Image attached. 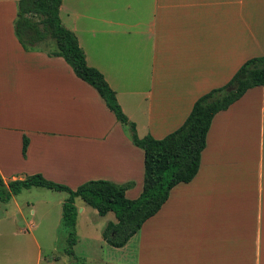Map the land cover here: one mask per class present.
Instances as JSON below:
<instances>
[{
	"label": "crops",
	"instance_id": "0c3cea01",
	"mask_svg": "<svg viewBox=\"0 0 264 264\" xmlns=\"http://www.w3.org/2000/svg\"><path fill=\"white\" fill-rule=\"evenodd\" d=\"M18 1L0 0V175L9 182L42 174L72 189L97 179L132 181L126 195L138 198L145 151L64 57L23 47L14 28ZM84 1L80 11L76 2ZM124 1L63 0L60 17L140 137L161 139L177 130L199 97L264 55V0H127L125 10ZM87 6L102 15L100 33L114 40L92 39L96 31L85 25L83 42L78 18ZM110 11L113 20L105 18ZM63 14L76 17L75 26ZM61 222L64 228L63 211ZM33 237L36 264H79L71 255L44 256ZM115 248L123 253L119 264H264V85L214 117L196 177L174 186L158 213Z\"/></svg>",
	"mask_w": 264,
	"mask_h": 264
},
{
	"label": "trees",
	"instance_id": "16d2710c",
	"mask_svg": "<svg viewBox=\"0 0 264 264\" xmlns=\"http://www.w3.org/2000/svg\"><path fill=\"white\" fill-rule=\"evenodd\" d=\"M63 0H19L15 34L27 51L42 50L50 56H61L76 75L96 88L118 121L128 129L132 142L145 151V178L138 198L131 199L126 191L134 182L115 183L110 180H90L76 189L48 180L42 174L6 182L0 175V200L9 201L25 189L43 187L68 193L63 203V226L69 232L68 255H74L77 243V200L98 211L102 216L113 212L117 222L110 221L103 232L109 245L125 246L130 238L154 216L168 200L179 183L192 181L199 172L202 152L214 117L228 109L250 88L264 85V55L247 60L224 86L214 88L199 97L186 121L164 138L152 135L140 137L136 124L124 112L116 91L104 74L90 66L77 35L68 29L60 17ZM53 41L55 45H53ZM233 87L228 92L227 89ZM29 144L25 136L23 153Z\"/></svg>",
	"mask_w": 264,
	"mask_h": 264
},
{
	"label": "rangeland",
	"instance_id": "374dc122",
	"mask_svg": "<svg viewBox=\"0 0 264 264\" xmlns=\"http://www.w3.org/2000/svg\"><path fill=\"white\" fill-rule=\"evenodd\" d=\"M126 1L121 5L123 9L127 7V2L130 3V1ZM85 2H76V8L81 11V7L85 5ZM82 14L84 17H79L78 21H80V25L83 24V26L79 25V34L83 42L85 39L83 36L85 25H90L96 31L92 39L111 38V40H114V36L106 38L104 34L100 33V26L103 25L102 15L98 14L96 7L87 6L82 9ZM141 15L145 17L144 25L140 29L145 31L148 13ZM106 16L107 19H115V14L112 11ZM63 17L65 24L75 26L73 21H77L76 17L65 18L64 14ZM121 17L123 20L126 18L128 22L127 15L124 14ZM53 45H55L54 41ZM65 196L67 197L68 193L43 187L23 190L17 196V199L19 205L22 206V215L26 221L17 212L15 200H0V262L9 257L12 264H19L20 261L24 264H36L38 246L33 235L36 236L43 248L44 256L48 258L58 256L62 258L61 260L70 258L66 252L69 232L64 230L61 222L63 206L60 199ZM78 202L82 203L79 199ZM83 208L85 210L82 212ZM9 216L10 218H8ZM4 217L8 219L3 221L2 218ZM110 221L117 222L114 213L110 212L108 215L102 216L96 209L83 204L78 212L75 230L77 243L74 247V256H71V258H76L79 264H119L123 253L121 254L119 249L109 245L103 236V232ZM23 228L26 229V233ZM19 231L21 234L18 236ZM134 241L131 243H134ZM7 254H9L8 257H6ZM58 264H65V262L61 261Z\"/></svg>",
	"mask_w": 264,
	"mask_h": 264
},
{
	"label": "water",
	"instance_id": "95a60500",
	"mask_svg": "<svg viewBox=\"0 0 264 264\" xmlns=\"http://www.w3.org/2000/svg\"><path fill=\"white\" fill-rule=\"evenodd\" d=\"M232 90H233V87H229V88L227 89L228 92H230V91H232Z\"/></svg>",
	"mask_w": 264,
	"mask_h": 264
}]
</instances>
